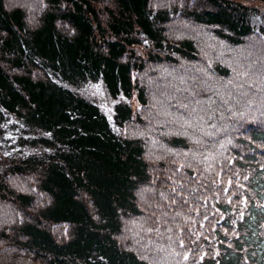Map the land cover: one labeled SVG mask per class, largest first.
Instances as JSON below:
<instances>
[{
  "label": "trees",
  "instance_id": "16d2710c",
  "mask_svg": "<svg viewBox=\"0 0 264 264\" xmlns=\"http://www.w3.org/2000/svg\"><path fill=\"white\" fill-rule=\"evenodd\" d=\"M251 10L0 0L14 143H0V209L16 210L0 264H264V25ZM98 81L113 130L79 91Z\"/></svg>",
  "mask_w": 264,
  "mask_h": 264
},
{
  "label": "rangeland",
  "instance_id": "374dc122",
  "mask_svg": "<svg viewBox=\"0 0 264 264\" xmlns=\"http://www.w3.org/2000/svg\"><path fill=\"white\" fill-rule=\"evenodd\" d=\"M235 3L244 5L246 7H250L252 10V15L254 16L253 19H260V23L264 25V0H231ZM259 17H256V16ZM258 24V23H256ZM251 69V67H250ZM260 66L256 67L255 70H250V71H237L235 72V75L239 78L245 79V80H250L252 78L260 77L262 76V71H260ZM81 94L83 97L88 99L89 101L93 102L96 104L98 109L104 114L105 118L107 119V122L109 123V127L113 130L115 129L113 126V123L111 122V107L112 104L114 103L113 99H110L107 94L105 93L104 88L100 84V82H95L91 85H87L84 87H81L80 90ZM131 108L132 110L136 108V103L132 101L131 103ZM6 125L5 123L0 125V143L2 144L3 140L6 138V143L9 145L14 144L13 143V138L10 137V129H5ZM118 132V130H115ZM3 154H5L3 151H1ZM0 152V153H1ZM8 163V160L2 158L0 155V173L4 170L6 164ZM3 205V204H0ZM16 213V210L14 208H3L0 209V234L3 236H10V231L7 230L9 226H13L9 224L11 221L15 220L13 217ZM3 228V229H2ZM0 235V237H3Z\"/></svg>",
  "mask_w": 264,
  "mask_h": 264
}]
</instances>
